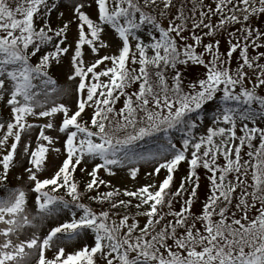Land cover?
<instances>
[{"label": "snow or ice", "instance_id": "obj_1", "mask_svg": "<svg viewBox=\"0 0 264 264\" xmlns=\"http://www.w3.org/2000/svg\"><path fill=\"white\" fill-rule=\"evenodd\" d=\"M261 16L264 0H0V264H264ZM146 164L158 184L99 175Z\"/></svg>", "mask_w": 264, "mask_h": 264}, {"label": "rangeland", "instance_id": "obj_2", "mask_svg": "<svg viewBox=\"0 0 264 264\" xmlns=\"http://www.w3.org/2000/svg\"><path fill=\"white\" fill-rule=\"evenodd\" d=\"M57 14H54L52 16V20H53V26H56L57 24ZM67 14L65 16V20L67 19ZM72 31L69 32V40H72L73 37V32L75 30V25L72 26ZM115 51V45L113 46L112 49L106 50V51H102L100 54L104 55V54H112ZM261 51V50H260ZM118 54V53H117ZM86 61L91 59L90 55H86L85 57ZM68 71V61L67 59H64L62 64L57 66V65H53V68L50 71V75H52L54 78H56V80L58 81V85L61 88L64 89H68V94L63 95L62 100H58L57 102H64L66 104H68L69 106L72 105V99H71V89L73 88V85L71 84V82L67 81L66 78V73ZM203 72L202 68H193L190 70V74L188 75L189 78H194L196 76H198L200 73ZM53 100L56 99V96L54 95L52 97ZM4 117L6 118L8 113L4 112L3 113ZM208 120L211 119V115L212 113H206ZM85 119H87V114L85 115ZM35 123H44L45 121L43 120H39V121H34ZM60 122V117L58 116L56 118V123L57 125ZM49 135L53 136V138H57L58 137V133L56 131H51L49 130L48 133ZM239 135V132H238ZM56 147H61V145L59 143L56 144ZM149 147H154L153 145H149ZM59 161L55 160V153H51L49 155V167L52 166L53 163H58ZM83 166V165H82ZM89 170H90V165H89ZM152 170V165L151 164H146V165H141L140 166V172L138 173V177L135 181L131 180L127 175H126V170H116V175L115 176H108L107 174H105L103 171H101L99 173V175L101 176V178L105 179L106 181H108L113 187L119 188L121 191L128 189V190H134L136 187H140L143 186L145 184H149V183H159L165 175L164 170L161 171V173L158 176H148L147 173L150 172ZM83 176L84 174L82 172H80L79 170L76 172V177L78 175ZM19 174V170H13V173L10 175L9 177V181L10 184H15V181L13 180V177L15 175ZM47 175V173L45 174ZM86 179V177L84 176V180ZM83 180V181H84ZM82 190V189H81ZM154 190V189H153ZM63 194V193H61ZM0 195H3L2 192H0ZM199 197L200 200L196 202V205L194 206V211L198 210L199 208V204L203 201L204 199V195L199 193ZM31 203V202H30ZM31 210V209H30ZM34 211V210H32ZM37 224H41V221H37ZM44 223V228L43 229H37L39 231H47V228L49 226H55V222L53 221H48V222H43ZM34 231L33 229H26V232L30 235L31 232ZM82 245H76V247H80ZM73 249H69V251H72ZM46 255L51 258L52 256V252H47ZM37 259V257H33L30 261V264H35V260Z\"/></svg>", "mask_w": 264, "mask_h": 264}, {"label": "trees", "instance_id": "obj_3", "mask_svg": "<svg viewBox=\"0 0 264 264\" xmlns=\"http://www.w3.org/2000/svg\"><path fill=\"white\" fill-rule=\"evenodd\" d=\"M213 22H215V18H214V21ZM252 23H253V25L254 26H256V27H264V16H261V17H258V18H254L253 20H252ZM236 27H239V25H237ZM225 38H226V36H225ZM145 39H147L146 37H145ZM205 42H207V39H205ZM224 47H225V45H224V43L222 42V44H221V50H223L224 49ZM264 51V48H262V49H259V51ZM250 52H251V50H250ZM260 63H264V60H261L260 61ZM233 68H235V63H233ZM190 74V72L189 73H186V75H189ZM52 76V75H51ZM53 77V76H52ZM54 78V77H53ZM56 79V78H55ZM57 81V80H56ZM57 83H58V81H57ZM219 101H217L216 103H218ZM120 106V104H117V107H119ZM215 107H216V104L215 103H213V104H210V105H208L207 106V108H206V113H213V111L215 110ZM89 112L91 111V110H88ZM86 115V114H85ZM85 118V117H84ZM177 136H178V134H176ZM179 146V145H178ZM221 162H222V160H221ZM203 173H204V170L203 169H201L200 170V174H201V188H200V190H199V193L200 194H203L204 195V197H205V195H206V188L204 187V185H205V179H204V175H203ZM187 174V165L186 164H184L183 162L181 163V165L178 167V169H177V171L174 173V183H173V191H175V188L176 187H178L179 186V182H180V180H181V178L182 177H184L185 175ZM76 179H77V181H79V182H81V189L83 190V180H84V175L82 176L81 175V173H80V175H78L77 177H76ZM107 190H109V189H106L104 186H101V188H100V191H107ZM93 195H95V193H92ZM120 199H128L127 197H123V196H121V197H119ZM86 203H87V201H85ZM133 204H135V201H133ZM92 206L95 208V207H97L94 203L92 204ZM175 206V208L178 210L179 209V204H176V205H174ZM105 207H107V205H105ZM166 210V209H165ZM121 211H124L123 209H121ZM134 212H135V209H131L130 211H129V215H132V214H134ZM140 219V223H141V225H143V223L145 222L144 221V219L143 218H139ZM129 222H131V221H129Z\"/></svg>", "mask_w": 264, "mask_h": 264}]
</instances>
